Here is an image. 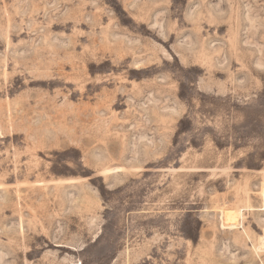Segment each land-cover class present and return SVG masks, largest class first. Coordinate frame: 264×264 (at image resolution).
<instances>
[{
  "label": "rangeland",
  "instance_id": "rangeland-1",
  "mask_svg": "<svg viewBox=\"0 0 264 264\" xmlns=\"http://www.w3.org/2000/svg\"><path fill=\"white\" fill-rule=\"evenodd\" d=\"M0 264H264V0H0Z\"/></svg>",
  "mask_w": 264,
  "mask_h": 264
},
{
  "label": "bare ground",
  "instance_id": "bare-ground-1",
  "mask_svg": "<svg viewBox=\"0 0 264 264\" xmlns=\"http://www.w3.org/2000/svg\"><path fill=\"white\" fill-rule=\"evenodd\" d=\"M263 193V192H262ZM225 218H223L224 220V225H226L227 227H229L228 229H231L232 227L235 226V220L237 218L236 214L233 213H226L224 215Z\"/></svg>",
  "mask_w": 264,
  "mask_h": 264
}]
</instances>
